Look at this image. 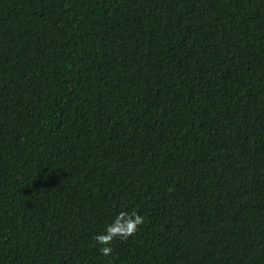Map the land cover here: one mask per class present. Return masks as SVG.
<instances>
[{
  "label": "trees",
  "instance_id": "16d2710c",
  "mask_svg": "<svg viewBox=\"0 0 264 264\" xmlns=\"http://www.w3.org/2000/svg\"><path fill=\"white\" fill-rule=\"evenodd\" d=\"M0 264H264V0H0Z\"/></svg>",
  "mask_w": 264,
  "mask_h": 264
},
{
  "label": "clouds",
  "instance_id": "9594fccd",
  "mask_svg": "<svg viewBox=\"0 0 264 264\" xmlns=\"http://www.w3.org/2000/svg\"><path fill=\"white\" fill-rule=\"evenodd\" d=\"M102 251H103L105 254H107L110 250L107 249V248H105V249H102Z\"/></svg>",
  "mask_w": 264,
  "mask_h": 264
}]
</instances>
